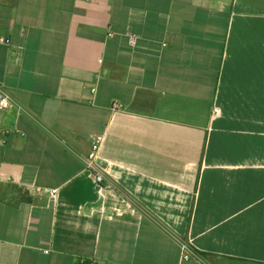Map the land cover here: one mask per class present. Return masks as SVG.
<instances>
[{"label":"crops","instance_id":"0c3cea01","mask_svg":"<svg viewBox=\"0 0 264 264\" xmlns=\"http://www.w3.org/2000/svg\"><path fill=\"white\" fill-rule=\"evenodd\" d=\"M0 38V264H264V0H0Z\"/></svg>","mask_w":264,"mask_h":264},{"label":"built area","instance_id":"2783aa9c","mask_svg":"<svg viewBox=\"0 0 264 264\" xmlns=\"http://www.w3.org/2000/svg\"><path fill=\"white\" fill-rule=\"evenodd\" d=\"M0 42L3 43H9V40L0 38ZM131 44H135V38H131ZM15 106L14 101L12 100L11 96L0 87V113L8 110ZM114 108H116V105H114ZM219 109L214 108L212 110V115H218ZM6 134L7 131H1L0 134ZM103 142V136H95L92 143L90 150L85 154L78 156L79 159L83 162L84 168L87 172H89L91 178L94 180L96 184H102L105 181V176L101 172L100 168L97 166V159L99 157V152L101 149V145ZM58 195L57 189H48L43 188L40 189L38 192V196L44 197L47 196L49 198L55 199ZM180 251H181V257L180 261L181 263L189 261L191 259H197L198 255L194 252V250L187 244V243H180Z\"/></svg>","mask_w":264,"mask_h":264}]
</instances>
